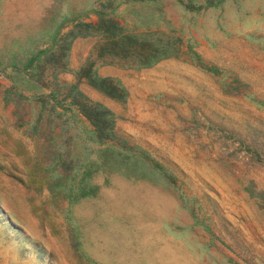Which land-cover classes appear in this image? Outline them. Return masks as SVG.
Listing matches in <instances>:
<instances>
[{"label": "rangeland", "instance_id": "rangeland-1", "mask_svg": "<svg viewBox=\"0 0 264 264\" xmlns=\"http://www.w3.org/2000/svg\"><path fill=\"white\" fill-rule=\"evenodd\" d=\"M0 264H264V0H0Z\"/></svg>", "mask_w": 264, "mask_h": 264}, {"label": "trees", "instance_id": "trees-1", "mask_svg": "<svg viewBox=\"0 0 264 264\" xmlns=\"http://www.w3.org/2000/svg\"><path fill=\"white\" fill-rule=\"evenodd\" d=\"M107 22H109V21H107ZM106 26H108V25H106ZM112 29L113 28H110L108 26L104 29V32L107 34V38L109 40L116 41L115 37L117 36V38H118V36L121 34V32L115 33L112 31ZM119 39L120 40H128L129 43H131V41H133L131 39L130 35L121 36ZM156 44H158V45L156 46ZM151 45L153 46V48L151 49V53L149 54V56L145 59V62L143 64L144 66H147V65L154 63V62H157L161 59H165V58H168L170 56H174L179 49L176 47V45H172L169 42L162 43V44H160V42L159 43H151Z\"/></svg>", "mask_w": 264, "mask_h": 264}]
</instances>
